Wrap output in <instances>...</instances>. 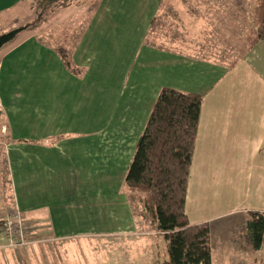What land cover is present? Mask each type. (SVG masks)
Segmentation results:
<instances>
[{"label": "rangeland", "instance_id": "obj_1", "mask_svg": "<svg viewBox=\"0 0 264 264\" xmlns=\"http://www.w3.org/2000/svg\"><path fill=\"white\" fill-rule=\"evenodd\" d=\"M161 3L167 9L160 7ZM255 4L256 0H102L92 13L82 7L84 20L74 29L78 32L76 40L79 35L80 40L72 47V53L78 64L87 67L86 75L77 79L62 69L43 72V78L53 81L45 88L46 96L51 95L55 100L57 95L58 102L49 104L52 111L48 114L52 117L40 120V124L29 119L31 110L36 107L33 102H19L17 97L7 95L5 109L10 110L8 116L12 117L15 128L22 131L19 135H31L45 144L56 137L46 135L47 123L52 128L61 124L65 127L63 134L76 133L63 138L61 144L65 147L57 148L56 153L55 149L49 152V157L55 160L52 174L48 176L51 180L45 181L43 173L36 172L39 181L29 184L31 189L28 190H51L50 196H69L57 203V207L63 208V201L80 193H91L93 185L99 191H94V207L82 210L84 213L90 210L87 215L93 216V220L80 230L60 228L46 244V252L33 258L20 257L15 248L0 247V264H160L166 258V255L162 258L165 252L162 234L142 212L139 195L129 191L124 183L136 141L151 108L153 93L146 81L148 68L151 66L153 75L155 67L161 64L154 62L156 52L161 51L143 46L142 41L146 38L148 44L160 49L174 50L221 69L245 53L247 36L253 33ZM29 5L25 2L9 13L0 14V30L8 31L12 26L11 17L27 15ZM165 10L170 15H166ZM152 19H155L153 23ZM63 26L50 32L41 31L39 35L48 44L64 41L72 45L71 34ZM57 32L66 34L69 39L57 36ZM145 52L154 54L149 62L143 59ZM4 120L5 117L0 116V209H14L15 198L26 210L28 152L20 150L23 161L14 167L23 165L20 167L23 182L19 183V175H14L9 166L7 149L15 142L3 138L8 132ZM42 154L45 152L39 154V160ZM53 177L56 179L52 180ZM83 201L87 203V199ZM66 217V221H74V216ZM232 218L235 217H230L226 223L230 228L224 236L219 232L211 234V264H264V245L253 256L234 251L236 246L244 245L239 238L240 226L231 227ZM240 231L245 241L244 227ZM2 235L0 245L7 243ZM66 235L69 236L64 238Z\"/></svg>", "mask_w": 264, "mask_h": 264}, {"label": "crops", "instance_id": "obj_2", "mask_svg": "<svg viewBox=\"0 0 264 264\" xmlns=\"http://www.w3.org/2000/svg\"><path fill=\"white\" fill-rule=\"evenodd\" d=\"M20 1L0 0V14L11 12V9L16 8ZM101 2L102 0L99 5ZM82 7H73L67 19L54 21L49 28L44 27L41 31L50 32L64 25L63 28L71 34L69 38L73 39L74 43L67 45L64 41H60L59 44L62 43L69 47L72 53V47L80 40V35L76 40L78 34L75 33L78 32L74 29L78 28V22L81 23L84 20ZM89 19L85 20L86 25L89 24ZM40 32L22 30L0 50L1 116L3 119L5 117L4 127L6 126L11 142H15L10 147L11 149H7V157L10 158L11 171H14V175L16 173L19 175V183H22L23 178L20 176L22 168L20 167L23 165L20 164L17 169L14 167L23 161L20 150H27L25 177L27 190L31 189V184L39 181L35 175L36 172L43 173L45 181L51 180L48 176L52 174L55 160L49 157V152L55 149L56 153L57 148L65 147L61 144L63 138L76 135L72 132L63 134L62 129L65 127L61 124L57 125L58 128H52L48 123L45 125L46 135H56L51 143L45 144L31 135H26L28 137L19 135L22 131L15 128L12 117L8 116L10 110L5 109L8 104L6 96L10 95L17 97L19 102L36 104L29 114L30 122L40 124V120L52 117L48 114L52 111L49 104L57 103L58 96H55V100L51 95L46 96L45 88L51 86L53 81L50 78H43V72L62 69L66 74L69 73L54 51L57 43L48 44L43 36L39 35ZM83 32L84 29L80 33L81 36ZM57 36L64 37L65 40L69 39L64 33L57 32ZM39 37L43 38V42L38 41ZM142 45L161 51L156 52L154 56V62H160V66L155 67L153 75H151L150 66L146 76L147 84L151 86L153 93L152 103L160 88L164 86L184 92L203 94L201 117L185 202V212L190 223L209 222L211 224L210 237L214 232H219L224 236L227 228H230V225H226L228 219L235 217L232 218L231 227L232 225L240 226L239 238L244 246H236L234 251L253 256L263 247L264 239L261 247L254 249L247 234L246 219L241 218L246 217L245 211L247 210L264 211V153H262L264 144V38L234 63L221 69L218 66H215L217 68L211 67L202 60L185 57L174 50L145 45L143 41ZM151 55L154 54L145 52L143 59L149 62L153 57ZM25 96H28V99H25ZM18 139H28L31 142H18ZM41 152L45 154H42L43 157L39 160ZM227 166H230V169H227ZM55 179L53 177L52 180ZM92 189L96 193L99 192L93 188V185ZM35 191L28 190L26 210L21 208L19 200L16 201L13 198L12 202L13 208L15 206L21 211L29 224L28 227L31 228H27L26 242L13 247L17 249L20 257L26 259L44 254L46 244L53 240V233L58 232L60 228L74 231L90 224L93 216L89 217L87 212L94 207L96 199L94 191L87 194L80 193L67 202L63 201L61 203L63 208H59L57 203L69 196H50L51 190L38 191L36 189ZM84 199H87V203L83 201ZM126 204L124 199L123 207ZM85 208L90 210L84 213L82 210ZM67 215L74 216V221H66ZM69 225L73 226L69 227ZM243 227L246 235L245 241L240 231ZM67 236L69 235L64 238ZM5 245H0V247Z\"/></svg>", "mask_w": 264, "mask_h": 264}, {"label": "trees", "instance_id": "obj_3", "mask_svg": "<svg viewBox=\"0 0 264 264\" xmlns=\"http://www.w3.org/2000/svg\"><path fill=\"white\" fill-rule=\"evenodd\" d=\"M25 2L30 4L28 14L21 18H10L12 26L8 31L24 26V31L40 32L54 21L67 19L73 7L85 6L90 12L99 5L100 0H21L19 5ZM161 6L167 9L163 3ZM168 10L175 15L169 7ZM165 14L170 15L166 10ZM252 28L253 33L247 36L248 46L245 53L264 38V0H256ZM3 32L1 29L0 34ZM145 40L146 38L143 40L145 45L160 49ZM38 41L43 42V38L39 37ZM54 51L69 74L79 79L86 75L87 67L74 61L69 47L58 43ZM202 103L201 93L161 87L136 141L124 176L127 189L139 195L142 212L149 216L155 230L165 240L162 257L166 255V258L160 264H211V224L190 223L185 212ZM1 129L2 126L0 132ZM3 138L7 142L11 141L8 132ZM17 141L31 142L28 139ZM245 215L247 234L252 247L257 250L264 239V211L247 210ZM28 225L27 223L26 228L31 229ZM25 236L27 239L28 231ZM5 246L9 247L7 244Z\"/></svg>", "mask_w": 264, "mask_h": 264}, {"label": "built area", "instance_id": "obj_4", "mask_svg": "<svg viewBox=\"0 0 264 264\" xmlns=\"http://www.w3.org/2000/svg\"><path fill=\"white\" fill-rule=\"evenodd\" d=\"M1 110V101H0ZM0 234L9 247L24 244L27 234V222L22 213L17 209H0Z\"/></svg>", "mask_w": 264, "mask_h": 264}, {"label": "water", "instance_id": "obj_5", "mask_svg": "<svg viewBox=\"0 0 264 264\" xmlns=\"http://www.w3.org/2000/svg\"><path fill=\"white\" fill-rule=\"evenodd\" d=\"M25 27L18 26L7 32L0 34V48L7 42L11 41L19 32H21Z\"/></svg>", "mask_w": 264, "mask_h": 264}]
</instances>
